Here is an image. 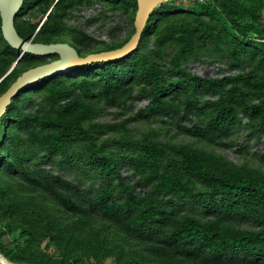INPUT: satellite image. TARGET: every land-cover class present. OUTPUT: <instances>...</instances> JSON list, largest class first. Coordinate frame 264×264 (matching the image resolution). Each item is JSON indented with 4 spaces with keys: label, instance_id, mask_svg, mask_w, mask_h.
Here are the masks:
<instances>
[{
    "label": "rangeland",
    "instance_id": "1",
    "mask_svg": "<svg viewBox=\"0 0 264 264\" xmlns=\"http://www.w3.org/2000/svg\"><path fill=\"white\" fill-rule=\"evenodd\" d=\"M56 1L36 0L19 11L17 23L28 41L46 39L38 30L47 23ZM225 2L234 6L231 16L240 23L258 16L264 26L262 0H177L172 5L178 13L170 17L175 23L173 37L159 45V30L152 27L146 35L141 58H150L161 89L183 85L163 94L159 103L152 100L151 88L138 81L122 87L121 98H110L103 94L97 76L86 81L88 91L81 88L84 82L73 81L78 75L63 79L61 84L68 87L69 95L57 99H50L46 90L22 95L18 111L6 124L10 136L0 133V160L7 159L10 168L0 165L3 258L26 257L32 264H246L239 255L200 262L160 249L124 234L97 211L77 214L66 210L50 196L48 188H38L27 180L49 173L73 183L81 194L94 196L106 179L89 160L88 147L93 143L141 197L154 195L168 201L170 195L156 190L158 177L167 171L179 175L194 193H205L207 186L193 173H185L189 163L211 169L228 165L240 173H251L264 185V126L249 116L254 107L264 106V52L243 49L244 40L222 16L220 5ZM54 19L61 28L51 39L75 46L86 55L127 41L133 32L134 11L103 0H79L55 11ZM167 25L162 22L161 28ZM189 26L198 33L188 35ZM205 31L207 36L200 37ZM10 59L13 62L8 66ZM15 59V55L3 54L0 42V83L6 85L24 70L57 57L23 60L12 69ZM223 100L235 104L234 117L225 121L222 131L201 135L198 129L214 121L217 103ZM166 102L169 108L161 106ZM66 103L77 107L68 119L78 139L51 146L48 138L42 144L52 130L37 119L46 115L54 119ZM151 145L163 151L149 152ZM112 182L115 185L117 180ZM65 189L57 187L55 191L64 193ZM79 197L74 196V201L80 202ZM174 200L182 213L201 221L218 217L224 230L264 232V203L256 198L234 199V206L222 215L207 212L203 204L187 197Z\"/></svg>",
    "mask_w": 264,
    "mask_h": 264
},
{
    "label": "trees",
    "instance_id": "2",
    "mask_svg": "<svg viewBox=\"0 0 264 264\" xmlns=\"http://www.w3.org/2000/svg\"><path fill=\"white\" fill-rule=\"evenodd\" d=\"M35 1L36 0H24L21 10L25 7L28 8L29 5L31 3L34 4ZM103 1L119 4L125 8L131 9V11H134L135 17L137 0ZM176 1L177 0H167L153 10L145 24L138 48L125 58L113 62L96 63L80 67L68 73L39 81L24 90L7 108L0 122V133L5 134L7 137L10 136V133L6 131V124L11 120L12 113L18 111L20 107L18 100L23 94L34 92V90H46L50 99H57L62 95H69L68 87L61 83L63 79L68 77L71 78L75 75H78L79 78H73V81L78 80L79 82H84L81 87L83 91L90 90V85L86 84L88 78L97 76V82L101 85L103 94L109 95L110 98L113 99L121 98L120 92L122 87L125 88L128 83L134 81L148 85L151 88L152 100L157 103H159L163 94L174 90H180L183 85L178 83L171 84L161 89L162 83L159 81V75L151 65L150 58L148 56L141 58L142 54L140 53L146 35L151 32L152 27L155 30H159V45H163L167 40L173 37L171 29L174 27L175 23L173 21L174 19L170 17L178 13L177 7L172 5V3ZM77 2H79V0H57L47 15V23H43L38 30V33L41 34L40 36H44L43 34L47 36L46 39L34 43H63L51 39L56 36V33H58L61 28L58 21L54 19L55 11H63L65 8L71 7ZM262 2H264V0H262ZM220 8L222 16L227 21L230 28L238 38L244 40V45H242L243 49L245 47H253L259 48V50L264 52V26L261 25L258 16H253L252 21L242 24L231 16V11H234V6L232 4L225 2L220 5ZM249 11H252V9H249ZM19 14L20 13H18L15 18V29L21 38L26 39L17 23V16ZM162 22L169 23V25H167L166 28H161ZM190 27L191 26L187 28L188 35H192L190 32L198 33L196 28ZM204 36H207V31H205L203 35H200V37ZM251 37L262 42H256ZM127 41L104 51L118 49ZM0 42L3 54L8 57L15 55L16 61L19 53L9 47L3 40L1 28ZM75 49L81 56H85L82 55L76 47ZM233 55H235L234 51ZM138 57L141 58L139 61L137 59ZM41 58L45 57L23 54L16 66L23 60H39ZM261 60L263 61V58H261ZM11 62L13 61L10 59V61H8V66ZM116 70H120V72L118 74L114 73ZM85 73H88L89 77H86L88 75H85ZM20 74L6 85H4L2 81L0 83V89L2 88L0 94H2ZM169 102L173 101L170 100ZM161 106L163 108H169L170 105L166 102ZM76 110L77 107L74 103H66L59 108L58 115L54 119L48 117L49 115L38 118L37 121L42 122L52 130L51 136H48L42 144L46 143L48 138V142H50L51 146L57 145L64 140L74 141L78 139L79 135L71 130L72 122L68 119L75 114ZM235 113V104L223 100L217 103V116L216 118H212L214 121L207 127L198 129L197 132L201 135H204V132L216 134L224 129L226 124L225 121L233 118ZM75 116L77 119V114ZM249 116L252 121H256L259 126H264V106L254 107L250 111ZM149 148V152L163 151L161 147L157 145H151ZM88 149L90 162L94 167L99 169L101 175L105 176L106 179L94 196L81 194L79 188L73 183L67 182L49 173H39L33 179L27 177V180L31 181V184H34L38 188L42 187L45 190L48 188L50 196L66 210L75 211L77 214L85 213L89 210L97 211L104 219L113 223L124 234L145 243L157 244L160 249L174 251L185 258L198 260L200 262H208L213 258L239 255L246 264H264L263 231L261 233H241L224 230L221 227L218 217L207 221H201L191 215L182 213L174 200L176 198L187 197L189 200L203 204L205 210L213 215L226 214L227 211L234 206V199H240L246 196L256 198L264 203V185L257 177L251 175V173H240L228 165L217 169H211L201 163H189L185 166L187 168L185 173H193L203 185L207 186L205 193H194V191L182 182L179 175L167 171L158 177L159 179L156 187L157 192H163L171 196L168 201H163L161 199H156L154 195L150 197H141L135 194L132 186L124 183L117 172V168L109 162L106 156L101 153V150L96 149L93 143H89ZM170 149L174 150L176 147L171 146ZM182 154L187 156L186 153L182 152ZM1 157L2 154L0 153V159ZM0 165L2 168L10 169L7 159L0 160ZM115 179L117 183L114 185L112 181ZM57 187H66L65 192H56L55 188ZM78 195L81 196L79 197L81 201L75 202L74 196ZM11 262L32 264L26 257H20L19 260L15 259Z\"/></svg>",
    "mask_w": 264,
    "mask_h": 264
},
{
    "label": "water",
    "instance_id": "3",
    "mask_svg": "<svg viewBox=\"0 0 264 264\" xmlns=\"http://www.w3.org/2000/svg\"><path fill=\"white\" fill-rule=\"evenodd\" d=\"M23 1L0 0L2 38L9 47L19 53L12 69L23 54L38 57L57 56V59L24 71L0 94V122L13 100L33 84L87 65L117 61L133 53L141 42V35L150 14L167 0H137V11L133 22L134 32L130 39L118 49L90 53L85 56H81L75 47L68 43H33L21 38L15 29V18L22 8ZM0 264L18 263L6 260L0 253Z\"/></svg>",
    "mask_w": 264,
    "mask_h": 264
}]
</instances>
